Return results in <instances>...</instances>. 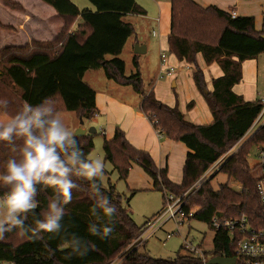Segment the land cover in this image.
Listing matches in <instances>:
<instances>
[{"label": "trees", "instance_id": "trees-1", "mask_svg": "<svg viewBox=\"0 0 264 264\" xmlns=\"http://www.w3.org/2000/svg\"><path fill=\"white\" fill-rule=\"evenodd\" d=\"M13 9L22 6L12 0H3ZM51 6L63 20V24L52 40H31L24 45H9L0 49V100H6L7 107L0 110L10 118L27 102L33 106L45 98H52L60 111H73L77 117L90 121L96 111V91L84 80L89 69L102 68L106 77L119 85L130 86L141 97L139 109L151 120L155 129L167 138L184 143L189 149L183 167V178L177 184L170 180L166 168H159L149 152L135 148L118 126L113 138L104 139V158L118 173L119 179L126 180L133 163L140 165L153 180V189L182 195L229 149L247 135L259 115L262 102L257 99L247 101L233 91L242 79V62L250 56L225 49L219 42L230 24V13L215 4L202 6L195 0H169L171 3L170 32L168 45L170 53L179 61L193 66V80L202 93L212 113L213 121L195 124L187 120L178 107L159 100L153 89H147L139 68L138 56L133 58L135 70L126 74L125 61L120 57L128 38L135 27L125 20L129 14L144 15L145 9L136 0H88L90 7L80 8L71 0H42ZM80 20V23L77 21ZM4 29L11 26L1 25ZM264 34V30L257 36ZM201 55L209 65L218 63L223 74L212 80L209 90L204 72L198 63ZM193 101L187 107H193ZM84 154L94 147L93 134L76 136ZM22 140H16L17 151L12 146L0 142V172L9 158H18V148ZM264 145V126L258 127L231 155L222 159L219 168L241 184L240 190L230 187L228 182L215 190L211 179L206 180L185 203L187 210L195 207L191 219L211 226L214 216L237 218L246 215L252 227L264 229V208L257 190L258 170L249 163L250 150ZM80 189L73 190L72 202L66 206L62 221L64 229L59 236L49 238L45 234L49 248L54 255L49 256L42 241L19 238L15 232L7 233L6 240L0 241V264H206L213 256L237 257L236 264H245L237 253V239H233L227 229L215 232L211 255L206 258L192 254L177 253L173 259L154 258L139 252L141 245L133 246L147 226L148 220L138 225L122 194L109 182L105 195L116 206L112 217L111 236L101 240L89 233L90 223H108V218L97 209L98 217L91 209L94 201L90 198V186L85 180L76 181ZM37 214L47 209L49 199L54 195L52 188L37 185ZM6 189L0 188V198ZM134 191H132V194ZM129 201V200H128ZM163 205V203H162ZM42 218V217H40ZM33 222L29 217L28 223ZM94 246L83 258L72 256L65 259L70 249L61 250L71 235ZM117 261V260H116Z\"/></svg>", "mask_w": 264, "mask_h": 264}, {"label": "crops", "instance_id": "crops-1", "mask_svg": "<svg viewBox=\"0 0 264 264\" xmlns=\"http://www.w3.org/2000/svg\"><path fill=\"white\" fill-rule=\"evenodd\" d=\"M36 1L38 7L34 4L36 6L35 9L32 11L27 10L24 32L15 34V39L19 40L18 42L15 40L11 44L20 42L25 44L31 40H52L56 37V32L51 34V31H55L56 28L50 27L48 18H44L47 17L44 13L49 15V10L47 8L44 9L42 6L45 2L42 0ZM136 1L145 9L146 13L144 15L129 14L125 16V20L134 24L135 32L128 38L123 51L128 50L132 58L137 55L138 61L141 57L142 59L144 57V60L141 59V63L139 62V68L145 84L147 82L144 78V72L146 73V70L149 69V61L155 55L157 62L152 76L154 80L152 82L149 81L150 85L148 87L151 88V85H153L152 89L156 97L169 106H174L177 103L185 118L195 124L212 122L213 116L208 104L194 83L192 64L179 61L169 51L168 34L170 32L171 3L169 0H153V6L158 7L159 12L157 16L150 17L146 5L140 0ZM195 1L204 7L215 4L228 12L233 9L237 10L238 16L235 19H231L219 44L225 49L250 56L242 62V79L234 85L233 91L242 95L247 101L262 99L264 97V39L262 35L264 34L260 37L257 34L264 30V0ZM41 13L44 16L40 15ZM140 16L155 21L154 26L152 25L150 28V34L148 33L150 39H148L145 32H142V36L136 33V25L133 22V18L135 17L136 19V17ZM77 23H80V20ZM18 25L22 26L21 23ZM136 44L145 46V52L141 54L135 53ZM161 53H166L168 61L176 68L171 78L159 77ZM198 63L204 72L207 87L211 90L212 80L221 76L223 72L216 62L207 65L201 55L198 56ZM148 71L150 72V70ZM84 80L96 91L97 111L94 117L88 121V125L84 123L82 127L85 129L91 126L95 127L96 132L89 134L100 133L103 135L104 143V139L113 138L115 129L119 126L125 132L127 140L135 148L149 152L159 168L167 169L168 177L171 181L177 184L181 183L184 162L189 149L184 143L171 140L155 129L149 117L139 109L140 95L130 86L119 85L108 79L102 68L87 70L84 74ZM191 101H193L194 105L188 108L187 105ZM8 119L10 118L6 115V122ZM79 126H81L80 121L74 128L77 129ZM113 175L111 168L106 170L105 185L111 182L116 187L119 177L116 174V181H113ZM125 183L129 191H134L130 197L131 200L129 199L130 205L138 193L157 191L153 189L151 177L136 163L132 164ZM160 193L163 199V193ZM127 207L131 213L130 206ZM162 208L163 205L160 210L152 215H158ZM149 218L146 219L148 220ZM117 261L112 264H116Z\"/></svg>", "mask_w": 264, "mask_h": 264}, {"label": "clouds", "instance_id": "clouds-1", "mask_svg": "<svg viewBox=\"0 0 264 264\" xmlns=\"http://www.w3.org/2000/svg\"><path fill=\"white\" fill-rule=\"evenodd\" d=\"M7 103L0 100L2 107L6 108ZM16 140L23 141L18 148V158H9L5 170L0 172V188L7 190L0 198V241L6 240L7 233L15 232L19 238L44 242L49 256L54 255L45 234L49 238L61 234L66 206L72 202L73 190L80 189L78 180L89 183L90 198L94 201L92 215L98 217L97 209H100L108 218L107 224L90 223L89 233L101 240L108 239L113 232L110 225L117 209L103 191L107 187L105 162L84 154L52 98H45L35 106L25 102L7 122L0 121V142H6L16 152ZM37 185L52 188L54 193L47 209L39 214L36 211ZM258 187L264 196V184ZM30 216L32 223H28ZM66 249L70 251L65 259L83 258L94 246L73 234L61 248ZM261 251L264 249H249L253 256L260 255Z\"/></svg>", "mask_w": 264, "mask_h": 264}, {"label": "rangeland", "instance_id": "rangeland-1", "mask_svg": "<svg viewBox=\"0 0 264 264\" xmlns=\"http://www.w3.org/2000/svg\"><path fill=\"white\" fill-rule=\"evenodd\" d=\"M12 1L19 3L22 6V9L20 10V9L10 8L4 3L3 0H0V24L8 25L12 27L11 29H4L3 27L0 26V49L9 45H15V46L24 45L23 42L22 43L20 42L21 44L20 43L11 44V43L14 42L15 40L18 42L19 39H15V34H20L22 31L24 32L25 30L24 21L27 15V10L32 11L37 6L36 0H12ZM71 1L74 2L80 8L91 6L88 0H71ZM140 1H142L146 5V9L148 10V15L150 17L158 15L159 8L153 6L154 5L153 0H140ZM43 4H44L42 5L43 8L44 9L47 8V10H49V15H47V13H44V15L47 16L44 18L45 19L48 18L49 21L48 25L50 27L56 28L55 31H51V34H53L54 32L58 34L63 24V20L53 11V8L51 6H49L46 3ZM40 15H43V13H41ZM140 17H136V19L135 17L133 18V22L136 25V33L142 36V32H145L148 37V33L150 34V30H151L150 28L152 27V25L154 26L155 21L145 19L143 18V16ZM15 20L17 21L15 22ZM19 23H21L22 26H19L18 25ZM148 39H150V37H148ZM121 57L125 60L126 63V74H130L132 71L135 70L133 64V58L129 55L128 50L123 51ZM141 59L139 60L140 63L142 60H144V57L142 60ZM156 62H157L156 56L153 55V57L149 61V65H148L149 69L146 70V73L144 72V78L145 81L147 82L146 86L150 85L149 81L152 82L154 80L152 76L155 71ZM148 70H150V72ZM152 86L153 85H151V88ZM151 88L147 87L148 90ZM60 114L64 123L69 128V130H72L75 133L76 128L74 127L78 125L80 118L77 117L76 113L73 111H60ZM6 115H7L6 113L0 110V121L6 122L5 120ZM84 123L88 125V121H85ZM258 127L259 126H254L251 129V133L248 131L246 136H244L235 145H233L228 152H226L216 163H214L208 169L209 171L207 170L208 172L206 174L207 176L208 175L211 176L212 178L211 184L215 190H218L220 185L226 182H228L230 187L234 188L237 191L241 189V184L239 182H236L233 179L229 180L228 175L224 172H221L219 168L222 164V159L234 153L240 147V145H242V143L246 140L249 134L251 135ZM93 142H94V147L89 152L88 156H91L93 158H101L105 162L106 170H109L110 168L112 169L114 174L113 175L114 177L112 179L113 181H116L117 176L115 177V175L116 174L118 175L117 171L114 169L113 165L109 161H106L104 158L103 135H101L100 133L93 134ZM248 158H249V163L252 166H254L257 162V146L256 147L254 146L250 150ZM258 173H259L258 170L254 171V174L256 176L258 175ZM125 184H126L125 180L118 178L116 183V190L122 194L124 204L126 206H130L131 215L134 221L138 225H141L147 220L146 218L153 216L152 215L153 213L161 209L163 202L162 194L158 191L140 192L133 198L130 205V202L128 200L132 195V191H129L126 188ZM190 188L187 191H185L188 192L187 195H189L192 192ZM192 209L195 210V207ZM161 221H163V219ZM167 233H172V236L166 238ZM214 235H215V230L213 228L209 227L207 223L196 219L185 220L183 223L179 225H177L173 220H167L162 224L161 227L157 228L152 235L147 237L143 246L139 248V252L143 254H147L154 258H162V259H173L176 257L178 252H180V254L186 253L199 257L194 253L184 251L183 245L186 240L187 242L191 243L193 246H198V248L202 252H205L207 258L211 255V251L213 249ZM116 260H118V258ZM118 262L119 260L116 263Z\"/></svg>", "mask_w": 264, "mask_h": 264}, {"label": "built area", "instance_id": "built-area-1", "mask_svg": "<svg viewBox=\"0 0 264 264\" xmlns=\"http://www.w3.org/2000/svg\"><path fill=\"white\" fill-rule=\"evenodd\" d=\"M230 18L235 19L238 16L237 10L233 9L230 12ZM175 66L172 65L167 58L166 53H161L160 62V78H171L175 73ZM262 102V108L254 121L249 132L254 126H264V97L260 99ZM258 166V180H257V190L261 199L262 206L264 208V196L261 195L258 185L264 184V145L257 147V162ZM209 171V170H208ZM206 171L194 184L191 186L192 191L189 195L188 192L176 197L171 193H165L163 198V208L161 212L155 217L151 218L147 222V226L140 236L134 241L133 246L137 247L144 242L147 237L152 235L155 230L162 226V224L167 220H173L177 225L183 223L185 220L190 219L194 211L193 209L187 210L185 208V203L188 198L194 194L200 186L211 176H207ZM163 219V221H161ZM158 223V224H157ZM157 224V225H156ZM211 226L216 231L227 229L233 239H237V253L244 260L245 264H264V251L258 256H253L250 254L249 249H264V229H256L252 227L249 219L246 215H242L237 218L227 217V216H214L211 219ZM172 233L167 234V238L171 237ZM184 251H188L196 254L197 256H203V252L198 248V246H193L191 243L185 240L183 245ZM237 258V257H236Z\"/></svg>", "mask_w": 264, "mask_h": 264}, {"label": "water", "instance_id": "water-1", "mask_svg": "<svg viewBox=\"0 0 264 264\" xmlns=\"http://www.w3.org/2000/svg\"><path fill=\"white\" fill-rule=\"evenodd\" d=\"M262 38L264 39V35H262ZM134 52L137 54L144 53L145 46L136 44ZM80 124L81 126H79L75 131L76 136H83L86 134V132L88 133L96 132V129L93 126L89 127L88 129L83 128L82 125L84 124V120L81 118H80ZM236 261H237L236 257L227 258V257H222V256H213L206 262V264H236Z\"/></svg>", "mask_w": 264, "mask_h": 264}]
</instances>
